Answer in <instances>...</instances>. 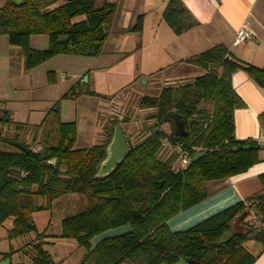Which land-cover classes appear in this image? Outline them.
Masks as SVG:
<instances>
[{"label": "trees", "instance_id": "obj_1", "mask_svg": "<svg viewBox=\"0 0 264 264\" xmlns=\"http://www.w3.org/2000/svg\"><path fill=\"white\" fill-rule=\"evenodd\" d=\"M58 1L23 0L16 5L13 0H2L0 34H6L11 46L22 49L28 69L57 54L87 55L92 43L101 45L106 38L115 2L101 0L96 5L94 0L86 4L73 0L50 8ZM80 15L85 19L73 23L72 19ZM142 18L137 15L125 31L141 32ZM162 19L175 35L198 25L181 0H168ZM32 35H46L47 48H30ZM186 63L201 67L203 73L191 82L168 84L157 96L140 97V108L155 110L151 114L153 126L139 142L127 143L126 156L106 175L97 177L95 173L117 122L104 127L101 144L83 148H73L74 122L57 119V142L39 150L27 144L28 152L17 147L3 149L5 138L0 132V225L12 218L6 237L13 239L35 231L33 213L49 208L59 194L80 193L85 196L84 209L63 218L59 233L84 249L79 264H168L178 257L188 264H252L258 255L247 251L244 244L257 231L256 238L264 250V227L257 226L264 223V173L258 175L261 190L245 201L185 230L171 231L167 221L203 201L207 181L242 174L259 161L261 145L257 140H239L234 135V111L245 103L234 91L231 75L243 70L264 88V68L234 58L223 44L187 58ZM55 81L53 72H47V83ZM87 84H82L85 89L71 87L64 97L94 95ZM173 112L184 121V136L173 134L169 118ZM257 118L264 131V111ZM166 122L171 125L169 132L161 129ZM164 139L186 153V168L172 169L175 153L164 161L159 158ZM198 153L202 154L192 160ZM39 199L44 201L42 205ZM250 210L260 218L259 224L249 221ZM124 225L130 226L125 234L103 239L90 250L94 235ZM227 231L229 238L224 237ZM222 238L226 240L219 243ZM30 248L29 263L10 264H54L38 242H31ZM12 252L4 253L2 259H10Z\"/></svg>", "mask_w": 264, "mask_h": 264}, {"label": "rangeland", "instance_id": "obj_2", "mask_svg": "<svg viewBox=\"0 0 264 264\" xmlns=\"http://www.w3.org/2000/svg\"><path fill=\"white\" fill-rule=\"evenodd\" d=\"M154 1L158 6L160 0ZM157 6H152L151 11L141 14L146 17L144 33L143 30L137 32V39L142 45L130 59L125 61L126 57L122 54H111L109 47H105L103 52L97 55H59L33 70L32 74L35 71L36 75H34L41 82L35 89L30 88L27 72L31 69L26 68L22 49L11 47L6 34L1 33L0 132L5 142L17 140L29 144L34 150L55 144L58 140L57 119L61 123H75L76 139L73 148L91 146V140L101 144L100 135L104 137V127L111 122L118 123L129 143H137L145 138L148 129L153 126L154 120L151 114L155 110L140 108V97L157 96L161 88L167 86V79H164L167 73V41L165 40L167 34L162 31L164 29L167 32V25L161 17L159 20L160 11ZM157 20H159L157 24L161 26L156 25ZM39 36L41 35L36 38L39 41L37 46H45L43 41L46 37ZM29 47L31 48L32 44L29 43ZM42 67L45 69L42 70ZM50 71L55 75V80V72H57L59 76L57 85L52 86L47 83V72ZM151 72L153 74L150 75ZM83 74L84 76L79 79ZM94 75L99 77L96 80L99 84L96 86L91 80ZM88 76L89 80L86 78ZM141 79L144 81H140ZM87 81L86 87L94 95L80 93L75 99L64 97L75 85L76 90L78 87L85 89L82 84ZM18 82L22 85L26 83L27 88H20L15 94L13 85ZM184 83L187 82L177 81L170 85L177 86ZM111 93L116 94L109 95ZM108 101L110 103L104 107V103ZM98 105L102 110L97 108ZM107 108L106 113L103 110ZM4 112L7 115H3ZM92 127H96L97 134L93 133ZM161 129L169 132L171 125L167 122L163 123ZM5 142L1 144L3 149H15V146ZM165 153V149L160 152L161 155ZM38 201L39 205L44 203L42 199ZM85 203L83 194L61 193L51 202L49 208L33 213L35 231L13 239L6 237L12 218L6 219L0 225V262L4 260L2 255L12 250L9 259L12 263H29L31 255L28 250L31 249V242H38L54 264H79L84 249L77 246L74 239L59 236L60 222L63 218L82 211ZM237 223L238 221L232 224V229L238 227ZM257 226L264 227V223ZM244 246L251 254L258 255L257 264H264V256L262 257L264 250L260 239L247 240Z\"/></svg>", "mask_w": 264, "mask_h": 264}, {"label": "crops", "instance_id": "obj_3", "mask_svg": "<svg viewBox=\"0 0 264 264\" xmlns=\"http://www.w3.org/2000/svg\"><path fill=\"white\" fill-rule=\"evenodd\" d=\"M100 1L101 0H94L96 5ZM111 1H115L116 10L108 28L106 38L103 43L99 45L95 55L103 52L105 47H109L111 54H122L123 57H126V61L135 55L138 47H140L142 43L137 39L138 33L126 32L125 30L134 22L135 14L144 15L146 12L151 11L152 6L157 5L154 0ZM167 1L168 0H160L157 6L160 11L158 16L159 20L160 17L162 18L161 11L163 12L162 8L165 7ZM181 1L198 21V25L181 35L173 34L168 26L167 32L164 29L162 30L163 33L167 34L165 38L167 41V73L164 76V79H167V85L177 81L191 82L196 76L201 75L204 70L199 66L186 63V59L198 55L216 44H223L234 58L264 68V0ZM64 2H66V0H60L51 5L50 8L61 5ZM2 3L1 0L0 6ZM84 19L85 16L80 15L73 18L72 22L76 23ZM142 20L143 31H141L144 33L146 17L143 16ZM159 20H157L156 25L161 26L157 24ZM242 24H246L251 35L244 42L234 45L233 39ZM37 36L38 35H32L30 37L29 43L30 45L32 44L31 48H47V36L41 35L46 37L43 41L45 46H37L39 43L36 39L38 38ZM11 47L20 48L18 46ZM139 54L141 56V53ZM59 55L73 56V54H57L48 60L56 58ZM46 61L31 68V70L27 72L29 74L31 89H35L41 84L40 80L35 76V71V75L32 74L33 70H36ZM121 63H123V60ZM43 69H45V67H42V70ZM138 73L140 72L138 71ZM55 74L56 83L51 84L52 86L57 85L59 81L57 72H55ZM151 74H153V72H151L150 75ZM83 76L84 74L81 75L79 79ZM86 78L89 80V76ZM97 79H99V77L95 75L91 78L94 86L99 84V81L98 83L96 81ZM140 81H144V79ZM85 83H88V81ZM231 84L234 91L245 103L243 108L234 111V135L239 140L246 138L257 140L261 145L258 152L259 161L242 174L207 181L205 183L206 198L187 210H183L171 217L167 221V225L171 231L185 230L238 201H245L251 195L261 190L258 175L264 173V131L261 130L257 116L264 111V88L253 82L243 70H236L232 73ZM25 87L27 88L26 83L23 85L20 84V82L16 83V85H13L14 93L16 94L20 88L22 89ZM115 94L116 93H111L109 95L113 96ZM107 103L109 104L110 102L104 103V107ZM97 108L102 110L99 105ZM107 110L108 108L103 111L107 113ZM92 131L96 134L98 132L96 127H92ZM104 137L102 134L100 135V142H103ZM90 144L94 145L96 142H92L91 140ZM254 238L255 237H250V241ZM262 253L263 257L264 251ZM256 260L252 264H257L259 259Z\"/></svg>", "mask_w": 264, "mask_h": 264}, {"label": "water", "instance_id": "obj_4", "mask_svg": "<svg viewBox=\"0 0 264 264\" xmlns=\"http://www.w3.org/2000/svg\"><path fill=\"white\" fill-rule=\"evenodd\" d=\"M66 1H73V0H66ZM80 1L82 4H86L90 0H80ZM13 2L16 5H19L23 2V0H13ZM106 28H107L106 25H104V29H103L104 32L106 31ZM98 47H99V43H92L90 45L88 54L95 55L97 53ZM169 118L171 120L173 134L175 136H184L186 134V130L184 128L183 119L177 113L174 112L169 115ZM8 143L17 147L22 151H26V152L29 151L28 146L25 143L19 142L17 140H8ZM104 152H105V157L98 165L96 176H103V174L104 175L108 174L112 169L115 168V166L119 162H121V160L126 156L128 152L127 142L118 124L114 126L112 136L108 144L106 145ZM199 154L202 153L195 154L192 157V160H194ZM103 167H105V170H102ZM129 230H130V226L124 225L113 229H108L97 235H94L90 239V243H91L90 250H92L103 239L125 234ZM256 232L257 231H254L252 234H250L249 237L251 238L254 237ZM225 234L228 238L231 236L229 231H227ZM225 240H226L225 238H222L219 240V243H222ZM0 264H10V260L8 258L4 259L3 261L0 262ZM168 264H188V263L182 257H178L177 261Z\"/></svg>", "mask_w": 264, "mask_h": 264}, {"label": "built area", "instance_id": "obj_5", "mask_svg": "<svg viewBox=\"0 0 264 264\" xmlns=\"http://www.w3.org/2000/svg\"><path fill=\"white\" fill-rule=\"evenodd\" d=\"M251 35V32L247 28L246 24H242L241 27L237 30L235 37L233 39V44H239L241 42H244L246 39H248ZM162 149L166 150V153L161 155L160 152ZM172 153L176 154L175 161L173 163V169L174 170H180L186 168L187 164L189 163V158L186 155L184 151L181 150L179 145L171 146L166 139L162 141L161 148L159 150V156L163 159H166V157H169ZM250 217H251V223L259 224L260 218L252 211H249Z\"/></svg>", "mask_w": 264, "mask_h": 264}, {"label": "flooded vegetation", "instance_id": "obj_6", "mask_svg": "<svg viewBox=\"0 0 264 264\" xmlns=\"http://www.w3.org/2000/svg\"><path fill=\"white\" fill-rule=\"evenodd\" d=\"M124 137H125V135H123ZM125 140H126V142L128 143V141H127V138L125 137ZM162 161H164V159L162 158V156L161 157H159ZM166 159H167V157H166ZM165 159V160H166ZM99 165V164H98ZM173 169V168H172ZM97 170H98V166H97ZM97 170H96V172H97ZM102 170H105V167H103L102 168ZM175 172H177L178 170H174ZM104 175V174H103ZM95 176H96V173H95ZM97 177H100V176H97ZM257 233V232H256ZM256 233H255V238H256Z\"/></svg>", "mask_w": 264, "mask_h": 264}]
</instances>
